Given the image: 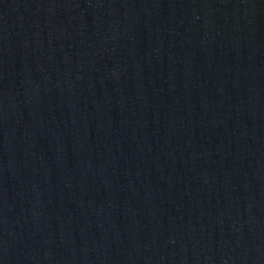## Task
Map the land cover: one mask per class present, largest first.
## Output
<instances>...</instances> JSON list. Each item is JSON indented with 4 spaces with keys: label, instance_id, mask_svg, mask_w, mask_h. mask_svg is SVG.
<instances>
[{
    "label": "water",
    "instance_id": "water-1",
    "mask_svg": "<svg viewBox=\"0 0 264 264\" xmlns=\"http://www.w3.org/2000/svg\"><path fill=\"white\" fill-rule=\"evenodd\" d=\"M0 264H264V0H0Z\"/></svg>",
    "mask_w": 264,
    "mask_h": 264
}]
</instances>
